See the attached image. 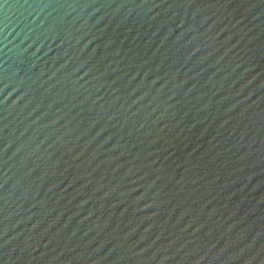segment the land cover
Listing matches in <instances>:
<instances>
[{
	"label": "water",
	"instance_id": "water-1",
	"mask_svg": "<svg viewBox=\"0 0 264 264\" xmlns=\"http://www.w3.org/2000/svg\"><path fill=\"white\" fill-rule=\"evenodd\" d=\"M0 264H264V0H0Z\"/></svg>",
	"mask_w": 264,
	"mask_h": 264
}]
</instances>
